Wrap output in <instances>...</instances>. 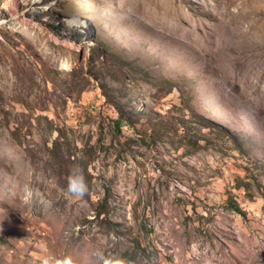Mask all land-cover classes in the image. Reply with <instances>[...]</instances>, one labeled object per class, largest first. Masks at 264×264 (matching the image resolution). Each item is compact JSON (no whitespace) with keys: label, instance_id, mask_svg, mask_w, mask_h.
Returning <instances> with one entry per match:
<instances>
[{"label":"rangeland","instance_id":"1","mask_svg":"<svg viewBox=\"0 0 264 264\" xmlns=\"http://www.w3.org/2000/svg\"><path fill=\"white\" fill-rule=\"evenodd\" d=\"M42 258L264 264V0H0V264Z\"/></svg>","mask_w":264,"mask_h":264},{"label":"clouds","instance_id":"2","mask_svg":"<svg viewBox=\"0 0 264 264\" xmlns=\"http://www.w3.org/2000/svg\"><path fill=\"white\" fill-rule=\"evenodd\" d=\"M67 191L74 196H83L87 191V184L79 168L70 170L67 180ZM95 255L103 260V256L97 252ZM41 264H49L48 258H42ZM62 264H70V261L65 259Z\"/></svg>","mask_w":264,"mask_h":264},{"label":"bare ground","instance_id":"3","mask_svg":"<svg viewBox=\"0 0 264 264\" xmlns=\"http://www.w3.org/2000/svg\"><path fill=\"white\" fill-rule=\"evenodd\" d=\"M12 5H14L13 10H15V9H16V4H15V2H13Z\"/></svg>","mask_w":264,"mask_h":264}]
</instances>
